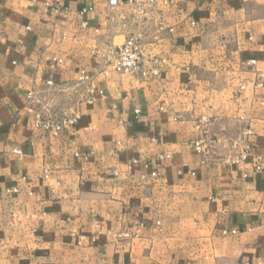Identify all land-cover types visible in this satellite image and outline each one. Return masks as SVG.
Segmentation results:
<instances>
[{
	"label": "crops",
	"instance_id": "obj_1",
	"mask_svg": "<svg viewBox=\"0 0 264 264\" xmlns=\"http://www.w3.org/2000/svg\"><path fill=\"white\" fill-rule=\"evenodd\" d=\"M0 264H264V0H0Z\"/></svg>",
	"mask_w": 264,
	"mask_h": 264
},
{
	"label": "built area",
	"instance_id": "obj_2",
	"mask_svg": "<svg viewBox=\"0 0 264 264\" xmlns=\"http://www.w3.org/2000/svg\"><path fill=\"white\" fill-rule=\"evenodd\" d=\"M110 3L114 4L115 2L111 1ZM251 63L254 64V61H252ZM108 69L118 74L147 75L148 72L144 71L141 66V49L139 40L134 37L127 38L121 46H119L116 50L112 51L109 55V58L106 59V68L104 69V71H102L105 77L108 76ZM149 74L156 76L158 72L154 70L150 71ZM90 91H92V87ZM136 114H138V111H136ZM76 120L77 117H72L57 122L48 120L42 123V127L47 131H51L54 135H57L65 127L73 125ZM203 122L206 123V121ZM201 124L202 123H199L198 129H200ZM202 144V140L197 141L193 144L194 149L198 153L203 152ZM245 159L246 151H243L238 156L233 157L232 161L239 162ZM223 234L225 235L227 234V232H224ZM231 234H235V232L232 231Z\"/></svg>",
	"mask_w": 264,
	"mask_h": 264
}]
</instances>
